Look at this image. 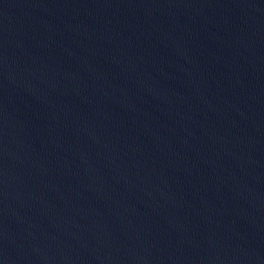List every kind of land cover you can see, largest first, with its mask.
<instances>
[{
  "label": "water",
  "instance_id": "water-1",
  "mask_svg": "<svg viewBox=\"0 0 264 264\" xmlns=\"http://www.w3.org/2000/svg\"><path fill=\"white\" fill-rule=\"evenodd\" d=\"M0 264H264V0H0Z\"/></svg>",
  "mask_w": 264,
  "mask_h": 264
}]
</instances>
